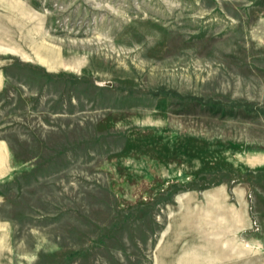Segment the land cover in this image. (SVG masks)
<instances>
[{
  "label": "rangeland",
  "instance_id": "rangeland-1",
  "mask_svg": "<svg viewBox=\"0 0 264 264\" xmlns=\"http://www.w3.org/2000/svg\"><path fill=\"white\" fill-rule=\"evenodd\" d=\"M0 144V264H264V0H0Z\"/></svg>",
  "mask_w": 264,
  "mask_h": 264
},
{
  "label": "crops",
  "instance_id": "crops-1",
  "mask_svg": "<svg viewBox=\"0 0 264 264\" xmlns=\"http://www.w3.org/2000/svg\"><path fill=\"white\" fill-rule=\"evenodd\" d=\"M0 152L3 153V155L5 154L6 152V146L4 144H0Z\"/></svg>",
  "mask_w": 264,
  "mask_h": 264
}]
</instances>
